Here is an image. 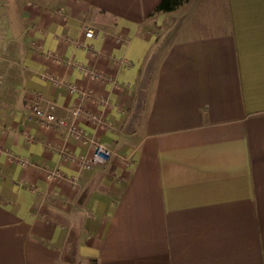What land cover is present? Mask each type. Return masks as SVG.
<instances>
[{
	"label": "crops",
	"instance_id": "1",
	"mask_svg": "<svg viewBox=\"0 0 264 264\" xmlns=\"http://www.w3.org/2000/svg\"><path fill=\"white\" fill-rule=\"evenodd\" d=\"M159 1L0 0V264H264V0Z\"/></svg>",
	"mask_w": 264,
	"mask_h": 264
},
{
	"label": "built area",
	"instance_id": "2",
	"mask_svg": "<svg viewBox=\"0 0 264 264\" xmlns=\"http://www.w3.org/2000/svg\"><path fill=\"white\" fill-rule=\"evenodd\" d=\"M84 34L87 37H91L94 34L93 28L86 24L84 26ZM53 81L56 83H61L60 80H57L56 78L50 77ZM70 88L74 89V86H71ZM73 115H77L80 112H82L81 107H75L73 109ZM27 117L34 118L37 120V122L45 127H56V126H66L67 129L74 133L75 136L81 137L83 132H81L79 129H77L72 122L67 123L66 120L62 117H59L55 115V113L48 107L43 106L40 102L39 96H36L34 101L30 104ZM89 117L91 119L95 120L98 123L102 122V119L100 116L94 113H88ZM91 144L93 146L92 155L90 157L81 156L79 159L81 161V164L85 167H90L92 164L95 163H104L110 156L111 150L110 148L103 144L102 142L98 140H90ZM55 175L60 176L59 172H56Z\"/></svg>",
	"mask_w": 264,
	"mask_h": 264
},
{
	"label": "water",
	"instance_id": "3",
	"mask_svg": "<svg viewBox=\"0 0 264 264\" xmlns=\"http://www.w3.org/2000/svg\"><path fill=\"white\" fill-rule=\"evenodd\" d=\"M168 39H169V33L164 37L163 43H167ZM162 47L163 46L160 45V46H157L156 48H154L146 60V63L144 65L143 72H142V75H141V78L139 81L135 105H134L133 111L131 113V117L129 119L128 127H126L127 131H132L135 128L137 122L139 121L140 110L143 108L146 93H147V86H148L152 71L155 67L156 61L161 54ZM96 179H97V177L93 178L86 185V187L83 189V191L81 192V194L79 196L78 203H81L84 200V198L88 195V193L90 192L91 188L93 187Z\"/></svg>",
	"mask_w": 264,
	"mask_h": 264
},
{
	"label": "rangeland",
	"instance_id": "4",
	"mask_svg": "<svg viewBox=\"0 0 264 264\" xmlns=\"http://www.w3.org/2000/svg\"><path fill=\"white\" fill-rule=\"evenodd\" d=\"M170 31H173V29H170ZM170 38H171V34L169 35L168 41L170 40ZM5 57L7 58V56H5ZM2 61H6L7 63L6 64L4 63V65H3V69H5L6 72H2L0 70V95L4 89V83L5 82H12L11 80H14L13 74L16 73V72H14V70H12L14 68L12 67V62L10 61V59L9 60H2ZM0 67H2V66H0ZM2 105H3V103H2V101H0V106H2Z\"/></svg>",
	"mask_w": 264,
	"mask_h": 264
},
{
	"label": "trees",
	"instance_id": "5",
	"mask_svg": "<svg viewBox=\"0 0 264 264\" xmlns=\"http://www.w3.org/2000/svg\"><path fill=\"white\" fill-rule=\"evenodd\" d=\"M185 0H160L159 3L155 6L154 12L160 11H169L177 8ZM87 264H98L96 258H90Z\"/></svg>",
	"mask_w": 264,
	"mask_h": 264
}]
</instances>
